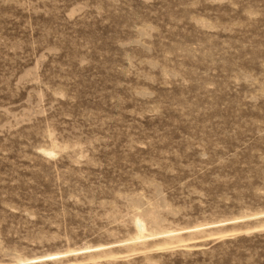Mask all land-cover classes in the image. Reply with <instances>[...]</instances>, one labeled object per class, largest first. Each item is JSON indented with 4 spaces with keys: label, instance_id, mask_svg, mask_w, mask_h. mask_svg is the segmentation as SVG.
Returning <instances> with one entry per match:
<instances>
[{
    "label": "rangeland",
    "instance_id": "374dc122",
    "mask_svg": "<svg viewBox=\"0 0 264 264\" xmlns=\"http://www.w3.org/2000/svg\"><path fill=\"white\" fill-rule=\"evenodd\" d=\"M0 264H264V0H0Z\"/></svg>",
    "mask_w": 264,
    "mask_h": 264
}]
</instances>
